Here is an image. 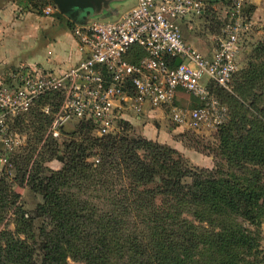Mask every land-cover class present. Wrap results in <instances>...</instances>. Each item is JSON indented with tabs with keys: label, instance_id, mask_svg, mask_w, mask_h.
<instances>
[{
	"label": "trees",
	"instance_id": "trees-1",
	"mask_svg": "<svg viewBox=\"0 0 264 264\" xmlns=\"http://www.w3.org/2000/svg\"><path fill=\"white\" fill-rule=\"evenodd\" d=\"M19 1L39 14L51 4ZM204 1L209 8L219 0ZM222 1L227 6L228 0ZM243 12L250 16L249 2ZM225 21L221 18V28ZM145 55L134 46L125 59L139 64ZM208 86L228 108L227 120L214 131L227 171L193 170L167 143L129 136L130 117L118 119L106 134L63 140L60 169L39 176L38 167L27 168L30 158L22 171L20 182L42 197L32 213L21 208L17 192L0 179V264H65L69 255L87 264H257L255 236L231 217L258 225L264 216V38L253 47L246 67L233 74L230 91ZM60 100V92L43 94L8 123L16 126L32 115L44 132L51 116L43 108L55 110ZM174 104L184 107L176 99ZM70 123H79L88 134L96 132L91 121L74 119L60 129V136L69 134L64 127ZM49 139L58 145L56 138ZM58 149L51 150L57 154ZM188 175L187 185L182 179ZM105 197L108 210L102 201L96 203ZM187 206L194 207L195 219L205 225L182 217ZM9 213L14 231L4 226Z\"/></svg>",
	"mask_w": 264,
	"mask_h": 264
},
{
	"label": "built area",
	"instance_id": "built-area-1",
	"mask_svg": "<svg viewBox=\"0 0 264 264\" xmlns=\"http://www.w3.org/2000/svg\"><path fill=\"white\" fill-rule=\"evenodd\" d=\"M247 2L228 0L226 21L209 56L190 45L181 30L182 22L203 15L208 5L204 0H136L116 20L74 24L71 32L82 54L77 63L60 73L18 66L0 81V162L18 142L8 120L50 92L61 93L55 110L43 108L51 116L48 133L53 138L74 119L91 121L102 135L111 132L120 118H136L161 107L169 109L175 125L195 132L216 131L227 120L228 110L208 84L228 88L237 71L239 52L253 27L243 12ZM43 11L49 14L52 7ZM134 46L146 53L139 64L125 59ZM178 90L196 98L197 105H175Z\"/></svg>",
	"mask_w": 264,
	"mask_h": 264
},
{
	"label": "rangeland",
	"instance_id": "rangeland-1",
	"mask_svg": "<svg viewBox=\"0 0 264 264\" xmlns=\"http://www.w3.org/2000/svg\"><path fill=\"white\" fill-rule=\"evenodd\" d=\"M221 18H224L223 14L218 12V10L206 7L203 15L200 18H196L181 24L183 36L185 37L186 41L192 45L194 44V41H197L200 45L205 46L206 49H212L217 43V38L220 36L222 31L220 22ZM254 30L255 27H252V30L249 34L251 38L247 39L245 44L242 46L241 51L239 52L237 58V71H240L246 67L248 57L252 53L253 47L264 38V24L260 29L263 30V32L253 35ZM188 36H192L194 41L187 38ZM194 47L196 46L194 45ZM224 89L230 91L231 82L229 87ZM193 106V103H191L190 106L188 105V107ZM166 113L167 115L164 113L163 117L168 120L170 116L168 108L166 109ZM130 121L132 123V128L127 134L132 137L143 136L147 138L141 134L139 130V127L141 126L140 123L136 122V120L133 118H130ZM9 127L10 132L15 136L18 142L16 143L14 149L7 154V160L5 162H0V179H5V181L10 186H12L13 190L17 192L21 208L27 213H32L35 210L36 205L42 202V197L41 195L32 191L28 186L20 182L23 173L22 171L26 168V163H28V160L31 158L27 168L34 169L38 167V175L44 176L45 174H49L50 170L60 169L65 160V150L59 143H61L63 140L68 141L70 139H73L75 142L82 141L84 135L96 136L97 133L93 131L91 134H88L85 129L80 130L79 123H70L64 127L69 134L64 135L62 133L60 137L56 139L54 138L58 141V145H55V143L49 139L53 137L49 136L48 126L44 127L45 130L43 132V130L39 129V125L32 115H26L22 123L16 124V126L11 124ZM185 128L183 129L184 135L178 138L177 141L179 143H174V146L175 149L182 155L183 160L189 168L202 172L214 169H218L220 172H223L229 169L228 162L219 153L217 146L218 141L214 131L195 132ZM55 146H59L57 154H54L51 150ZM2 150V144L0 143V152H3ZM93 151L96 153L99 150L97 148H93ZM95 157H97L95 154L88 157V161L90 162L95 160ZM260 169L264 177V167ZM191 179V175H188L184 177L182 181L184 184L188 185L191 183ZM100 201H102V207L105 208V210H108L109 201L107 197L103 199H97L96 203H99ZM186 210H188V212H185ZM185 211L182 213V217L186 219L187 222H191L197 226H201L200 224L205 225V223H200L197 221V219H195L194 215L192 214L194 207L187 206ZM121 213L122 212L120 209L119 214ZM231 219H233L238 225L243 224L244 226H247L249 233L255 236L259 254L255 257L254 262L257 264H264V216L258 225L248 224L240 217H231ZM37 221H39V219ZM14 223L13 216L10 215V213L7 214L4 222L6 229L14 231ZM20 237H22V235H20ZM248 259L249 261H252V258ZM65 264L87 263L79 258H74L73 256L69 255L66 258Z\"/></svg>",
	"mask_w": 264,
	"mask_h": 264
},
{
	"label": "crops",
	"instance_id": "crops-1",
	"mask_svg": "<svg viewBox=\"0 0 264 264\" xmlns=\"http://www.w3.org/2000/svg\"><path fill=\"white\" fill-rule=\"evenodd\" d=\"M248 2L251 5L253 28L255 27L253 35H257L263 32L260 29L264 24V0ZM135 3L136 0H103L101 15L106 21L116 20ZM48 6L52 7L51 13L39 14L26 10L19 0H0V81H4L7 73L18 66L60 73L81 59L82 54L71 32L70 23L73 21L58 12L52 2ZM210 7L224 14L226 5L219 0L211 2ZM187 38L193 40L192 36ZM193 43L189 44L193 47L195 45L194 48L206 56L214 48L206 49L197 41ZM176 100L184 107L197 103L196 98L188 96L182 90H178ZM166 109L161 107L147 110L133 119L140 123L141 134L175 148L174 143L178 141L174 139V135L182 131L183 127H176L168 117V120L163 117L164 113L167 115Z\"/></svg>",
	"mask_w": 264,
	"mask_h": 264
},
{
	"label": "water",
	"instance_id": "water-1",
	"mask_svg": "<svg viewBox=\"0 0 264 264\" xmlns=\"http://www.w3.org/2000/svg\"><path fill=\"white\" fill-rule=\"evenodd\" d=\"M103 0H51L58 12L73 21L75 25H85L95 20H104L101 14ZM177 63L180 59H177Z\"/></svg>",
	"mask_w": 264,
	"mask_h": 264
}]
</instances>
